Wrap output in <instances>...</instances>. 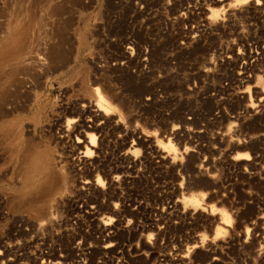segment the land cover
I'll use <instances>...</instances> for the list:
<instances>
[{
	"label": "rangeland",
	"instance_id": "obj_1",
	"mask_svg": "<svg viewBox=\"0 0 264 264\" xmlns=\"http://www.w3.org/2000/svg\"><path fill=\"white\" fill-rule=\"evenodd\" d=\"M216 2L0 0V264H264V0Z\"/></svg>",
	"mask_w": 264,
	"mask_h": 264
},
{
	"label": "bare ground",
	"instance_id": "obj_2",
	"mask_svg": "<svg viewBox=\"0 0 264 264\" xmlns=\"http://www.w3.org/2000/svg\"><path fill=\"white\" fill-rule=\"evenodd\" d=\"M7 1V0H6ZM15 1H17V0H15ZM22 1V0H21ZM55 1V0H54ZM217 2L216 3H221L223 0H216ZM55 3V2H54ZM5 4H7V2L5 3ZM9 4V3H8ZM12 4H13V7H14V1L12 2ZM25 4V3H24ZM20 5H21V3H20ZM36 5H38L37 4V2H36ZM39 5H40V3H39ZM33 6H35V5H33ZM32 5H31V7H33ZM12 7V6H11ZM10 7V8H11ZM16 8V7H15ZM35 8V7H34ZM17 9V8H16ZM13 10V9H12ZM221 10L222 9H215L214 10V12L212 13L213 14V18H214V20H215V18H218L219 16V13L221 12ZM19 11V10H18ZM14 12V11H13ZM12 12V13H13ZM27 12V11H26ZM20 13V12H19ZM18 13V14H19ZM22 13H23V11H22ZM37 15V14H36ZM18 16V15H17ZM20 17V16H19ZM37 17V16H36ZM20 18H22V17H20ZM24 19H25V17H24ZM212 19V17L210 18V20ZM25 23V22H24ZM23 23V24H24ZM26 23H28V22H26ZM22 24V25H23ZM19 29V28H18ZM14 35H15V38L13 39V41L11 40V41H9V43L10 44H17V43H19V41L17 40L18 38V35H19V33H14ZM27 41V40H26ZM9 46V45H8ZM43 46V45H42ZM24 49V48H23ZM22 50V49H21ZM50 50V49H49ZM28 51H29V49L27 50V53H28ZM17 52V51H16ZM21 52V51H20ZM42 53V52H41ZM51 53V52H50ZM16 54V53H15ZM31 54V53H30ZM32 54H34V53H32ZM40 54V53H39ZM29 55V54H28ZM21 56V55H20ZM19 56V57H20ZM25 56V55H24ZM24 56H23V58H24ZM36 56H37V54H36ZM19 57H18V54L17 55H13V56H10V57H7V59L5 60V62H7V64H11V63H15V64H19V65H22V67L24 68L23 70H22V73H25V71L26 70H31L32 68H45V63L47 62V61H50V58H51V56L50 57H48V56H46L45 58H47V59H49V60H43V62L41 61V59H39V58H31V59H29V60H25V62H22V61H19L18 59H19ZM43 57V56H42ZM41 56H40V58H42ZM45 58H43V59H45ZM53 58V57H52ZM25 59V58H24ZM26 59H27V56H26ZM56 59V58H55ZM59 59V58H58ZM61 59V58H60ZM64 60V59H63ZM52 61H53V59H52ZM57 61V60H56ZM45 62V63H44ZM3 63H4V61H3ZM65 63V62H64ZM1 64V63H0ZM6 64V65H7ZM5 65V64H4ZM3 65V66H4ZM2 66V65H1ZM47 66V65H46ZM1 68V67H0ZM6 68V67H5ZM8 68V67H7ZM6 68V69H7ZM5 69V71H7V70H9V69H7L6 70ZM11 71H12V69H10ZM44 70V69H43ZM1 71V70H0ZM4 71V70H3ZM8 74H9V72H8ZM8 74H6V75H8ZM0 75H2L1 73H0ZM30 75V74H29ZM3 76H4V74H3ZM19 76V75H18ZM25 76V75H24ZM23 76V77H24ZM33 76H35L34 74H33ZM33 76H32V79H33ZM4 77H6V76H4ZM37 77V76H36ZM36 77H35V79H36ZM38 78V77H37ZM16 79H17V77H16ZM15 79V80H16ZM19 79V78H18ZM34 79V80H35ZM244 79H246V82H247V77H244V78H242V80H244ZM29 80V79H28ZM0 82H1V80H0ZM32 82H34L33 80H32ZM36 82V81H35ZM34 82V83H35ZM34 83H31V84H34ZM82 83V82H81ZM30 85V84H29ZM81 85H87V83L86 84H84V82L81 84ZM27 86H28V84H27ZM93 86H94V84H93ZM95 87V86H94ZM84 88V93L83 92H80V93H83V96H88V97H92V98H95V100H96V102H97V104L95 105L96 107H97V109H96V111H94V112H102V113H104V116H109V115H111L112 114V107H114L113 106V104H111V101L109 102V100L99 91V88H95V89H91L90 87H88V86H85V87H83ZM250 87H248V89H249ZM11 89H12V87H11ZM14 93V92H13ZM79 93V94H80ZM78 96H80V95H78ZM82 96V95H81ZM108 96V95H107ZM12 97V96H11ZM11 97H8V98H11ZM80 99V98H79ZM6 100V99H5ZM84 101V98L83 99H81V101ZM88 100V99H87ZM87 100H85L84 102H86ZM80 101V102H81ZM91 101V100H90ZM14 103H16V102H14ZM89 103V102H88ZM87 103V104H88ZM17 104H19L20 105V103H16V105L15 106H17ZM11 105H12V103H11ZM18 105V106H19ZM8 106H10V105H8ZM17 106V107H18ZM21 106V105H20ZM0 107H2V106H0ZM9 108H11V106L9 107ZM92 108V107H91ZM14 109V108H13ZM95 109V108H94ZM10 110V109H9ZM11 111V110H10ZM9 111V112H10ZM101 113V114H102ZM70 125V124H69ZM70 132V131H69ZM10 133H12V132H10ZM8 136V135H7ZM96 143H97V141H96V137L94 136V135H92L91 136V139H90V142H89V144H90V146L91 147H96ZM169 143H170V145L172 144V146L173 147H175V145L171 142V139H169ZM86 149H87V147H86ZM88 152H89V147H88ZM177 150V149H176ZM243 160L244 161H250L251 160V158L246 154V157L245 158H243ZM46 165H47V163H46ZM50 166V165H49ZM43 168V167H42ZM38 171V170H37ZM48 171V170H47ZM43 172V171H42ZM44 173H45V171L43 172V175H44ZM53 173V172H52ZM42 175V176H43ZM52 175H54V173L52 174ZM54 177V176H53ZM58 177H59V175H58ZM57 179V178H56ZM49 180V179H48ZM52 180V179H51ZM59 180H61V179H59ZM54 182V181H53ZM102 182H101V180L99 179L98 180V184H101ZM51 184V183H50ZM60 184V183H59ZM62 184V183H61ZM67 185V184H66ZM52 186V185H51ZM50 186V187H51ZM60 186V185H59ZM43 187H44V185H43ZM53 187V186H52ZM89 187V186H88ZM91 187V186H90ZM34 188V187H33ZM46 188V187H45ZM60 188H62V187H60ZM30 189V188H29ZM47 189V188H46ZM52 189V188H51ZM50 189V190H51ZM57 189H59V188H57ZM28 190V189H27ZM48 190V189H47ZM55 190V189H54ZM60 190L61 189H59V192H60ZM52 191V190H51ZM57 191V190H56ZM55 191V192H56ZM49 192V191H48ZM62 192H64V191H62ZM47 193V192H46ZM46 193H45V196H44V193H43V196H44V198L46 197V196H48V195H46ZM53 191H52V193L50 194V195H52L53 196ZM188 194V193H187ZM60 195V194H59ZM204 195H207L206 193H204ZM51 196V197H52ZM57 196H58V193H57ZM56 196V197H57ZM41 197H42V194H41ZM25 199H27L28 200V198L27 197H24ZM39 198H40V196L38 197V198H35L34 197V199H37V200H39ZM43 198V197H42ZM53 198V197H52ZM31 199V198H30ZM29 199V200H30ZM41 199V198H40ZM55 199V198H54ZM21 200H23V199H21ZM27 200H24V201H26L27 202ZM28 200V201H29ZM42 200V199H41ZM49 200V199H48ZM185 200H187V201H189V202H191V203H193V204H198L199 205V201L197 200V198L194 196V194H189V196L185 199ZM52 201V200H51ZM23 202V201H22ZM25 202V204H27ZM14 203V202H13ZM50 203V202H49ZM32 204H34V203H32ZM38 204V203H37ZM47 204V203H46ZM34 205H36V204H34ZM33 205V206H34ZM16 206V205H15ZM38 206V205H37ZM41 206V205H40ZM43 207V206H42ZM36 208V207H35ZM38 208V207H37ZM44 208V207H43ZM45 209V208H44ZM36 211H38L37 209H35ZM48 214V212H45V214ZM42 214H44V213H42ZM47 214L45 215V216H47ZM43 217H44V215H43ZM224 218H226V221H225V223H223V225L218 229V233L219 234H226L227 233V229L225 228V226L227 227V221H228V219L229 218H227L226 216L224 217ZM199 240V239H198ZM190 248H188V250H189ZM188 254H189V252H188ZM188 254H186L187 256H188ZM183 257H184V253H183ZM186 258V257H185ZM187 260V259H186Z\"/></svg>",
	"mask_w": 264,
	"mask_h": 264
},
{
	"label": "built area",
	"instance_id": "obj_3",
	"mask_svg": "<svg viewBox=\"0 0 264 264\" xmlns=\"http://www.w3.org/2000/svg\"><path fill=\"white\" fill-rule=\"evenodd\" d=\"M201 0H195V4H197V3H199ZM263 8V3H261L260 4V10ZM223 17H225V13L222 15ZM222 21V24H219L220 25V27H222V28H228V26L230 27L231 25H232V23H233V25H235L236 27H237V25H241L240 27H243L244 25H243V23H239L237 20H226V18L224 19H221ZM202 22H203V20H202ZM205 22V21H204ZM208 25H211V24H208ZM198 26H200V25H198ZM203 27H205V25L203 26ZM197 28H199V27H197ZM241 32H243L242 31V29L240 30V33ZM131 45H132V42L130 43ZM127 50H128V54H131V52L133 51V46H130V45H128L127 46ZM133 54V53H132ZM258 55H260V53L258 52ZM257 60H259V57L257 58ZM260 61V60H259ZM214 75V74H213ZM227 85H228V83H227ZM8 215V217L10 216L9 214H7ZM12 217H15V219H18V220H16V221H14V225L15 226H17L18 228L19 227H21V223H22V221L20 222V219H22V218H25L26 216H24V215H21V216H18V217H16V216H14V215H12ZM28 218V221H31L30 220V218L29 217H27ZM25 223V222H24Z\"/></svg>",
	"mask_w": 264,
	"mask_h": 264
}]
</instances>
